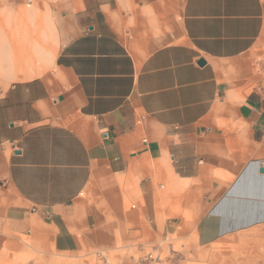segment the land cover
I'll return each instance as SVG.
<instances>
[{
    "label": "crops",
    "instance_id": "1",
    "mask_svg": "<svg viewBox=\"0 0 264 264\" xmlns=\"http://www.w3.org/2000/svg\"><path fill=\"white\" fill-rule=\"evenodd\" d=\"M22 7L0 0V264L207 247L260 214L238 203L264 162V0Z\"/></svg>",
    "mask_w": 264,
    "mask_h": 264
},
{
    "label": "rangeland",
    "instance_id": "2",
    "mask_svg": "<svg viewBox=\"0 0 264 264\" xmlns=\"http://www.w3.org/2000/svg\"><path fill=\"white\" fill-rule=\"evenodd\" d=\"M40 3L44 4L46 3V0H23L22 10L25 11L32 8H36V6ZM27 4L31 5V7L27 8ZM3 20L4 17L0 16V22ZM254 180V174H250L246 178V181L250 183L249 190L246 189L248 191L247 196L256 194L257 197H245L240 200L238 206L244 210H248L251 208L254 211H260L261 208L264 207V199H261L262 195L264 196V183H260L259 187L256 188L253 186ZM171 216L175 217V219L171 221L172 225H174L177 231L181 233L180 227H177V225H180V220H178V218L176 217L181 216L179 215L178 210L175 209L173 215ZM185 222L186 221H184V223ZM231 223L232 225L238 228L233 229L231 232L225 234L217 243L211 246H198L195 240L193 239L191 233H189V237H186V239L184 240L181 239V237L178 236L177 233H175L172 236H168V244L169 246L171 245L172 248L162 247L165 251H163L161 248H156V251H158V253L164 259H166L168 263L171 264H215L223 261H228V259L232 256V251L241 247L243 248L242 253L237 255V258L242 259L246 255H250L249 253H244L243 250H245L246 248L253 247L255 252L251 253L250 256L252 257H250L249 260L256 264H264V222L256 223L254 222V220L239 219L231 221ZM157 224L159 227V232L162 231L165 225V221H158ZM240 225H242L241 228L239 227ZM242 240L244 241L242 242ZM213 249L217 250L218 253L216 252L217 254H215L213 257H210L209 254ZM148 252L152 251H147L141 254H135L132 257L141 256ZM108 256L114 263L120 262L116 256H113L111 254H108ZM93 260H95V258H93ZM93 260L88 261V264H95L96 261L93 262ZM53 261L61 260L51 258L47 259L45 262H39L37 256H35L34 254H25V264H59Z\"/></svg>",
    "mask_w": 264,
    "mask_h": 264
},
{
    "label": "built area",
    "instance_id": "3",
    "mask_svg": "<svg viewBox=\"0 0 264 264\" xmlns=\"http://www.w3.org/2000/svg\"><path fill=\"white\" fill-rule=\"evenodd\" d=\"M260 57L257 61L256 71L263 77V84H264V40L262 42V50L260 51ZM261 167H264V162L261 161H254L252 163V169L255 171V176L259 174V169ZM263 209V210H262ZM244 220H254L256 223H262L264 222V207L261 208L260 214L254 215L252 217L246 218ZM234 221V220H231ZM231 221H229L228 228L225 229V234L231 232L233 229H236L238 227L232 225ZM242 225L239 227L241 228ZM95 264H171L168 263L166 259H164L158 251L154 250L152 252L145 253L141 256L137 257H131L128 262H118L114 263L111 258L104 253H98L97 254V260Z\"/></svg>",
    "mask_w": 264,
    "mask_h": 264
},
{
    "label": "water",
    "instance_id": "4",
    "mask_svg": "<svg viewBox=\"0 0 264 264\" xmlns=\"http://www.w3.org/2000/svg\"><path fill=\"white\" fill-rule=\"evenodd\" d=\"M198 64H199V65H203V64H204V61L200 60V61L198 62ZM259 174L264 175V167H261V168L259 169Z\"/></svg>",
    "mask_w": 264,
    "mask_h": 264
}]
</instances>
